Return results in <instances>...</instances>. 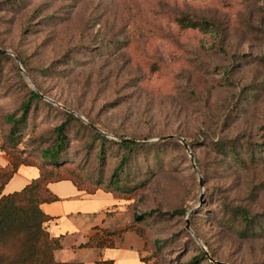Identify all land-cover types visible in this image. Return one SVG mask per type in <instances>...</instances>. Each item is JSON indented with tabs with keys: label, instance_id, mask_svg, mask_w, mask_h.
I'll use <instances>...</instances> for the list:
<instances>
[{
	"label": "rangeland",
	"instance_id": "1",
	"mask_svg": "<svg viewBox=\"0 0 264 264\" xmlns=\"http://www.w3.org/2000/svg\"><path fill=\"white\" fill-rule=\"evenodd\" d=\"M185 13L216 25L184 28ZM0 47V141L19 160L57 140L64 106L81 122L66 125L63 163L92 185L109 186L124 155L113 140H146L118 199L121 225L144 216L146 254L188 264L194 232L218 260L264 264V0H0ZM32 90L52 101L33 99L13 139L8 117ZM239 207L263 229L244 232Z\"/></svg>",
	"mask_w": 264,
	"mask_h": 264
},
{
	"label": "trees",
	"instance_id": "2",
	"mask_svg": "<svg viewBox=\"0 0 264 264\" xmlns=\"http://www.w3.org/2000/svg\"><path fill=\"white\" fill-rule=\"evenodd\" d=\"M178 22L184 28H198L202 31H207L213 25H216L213 20L192 18L187 13L182 14ZM4 56H7V54L0 50V58ZM35 98L44 97L32 90L30 97L24 103L23 114L18 119L13 116L8 117L13 124L10 130L11 138L14 139L19 133L17 124L25 121L30 104ZM64 112L67 115L66 121L55 128V133L58 135L57 140L50 148L43 150L40 156H31L30 158L19 160L18 153L13 151V146H8L6 149L5 140L2 139L0 141V151L11 156L9 164L4 168H0V264H84L83 262L74 261L61 262L55 259L54 252L62 247V236H53L50 233L47 222L51 217L42 210L41 205L57 201L59 197L50 191L48 185L52 182L70 180L79 190L89 194L103 190L113 194L117 199H126L124 197L126 190L122 183L126 165L138 148L145 149L151 146L146 140H138L140 142L113 140L104 136L102 132L97 131L93 127H88L97 138L113 140L114 143L119 144L124 150V155L109 179V186L104 185L102 182L92 185L81 179L80 169L69 167L66 163H63L65 162L64 151L68 143V136L65 134V130L68 129L66 125L73 120L81 122L73 112L68 110ZM91 124L95 125L94 123ZM122 136L137 140L128 135ZM167 140L161 141L165 142ZM21 165L37 167L39 169V177L19 191L1 194L2 187L12 178ZM237 210L241 212L244 232L252 231L253 233L257 230V227L263 229L257 216H251L244 207H239ZM174 213L184 214L185 210L177 209L167 212V214ZM143 219L144 216L135 214L134 220L132 219L128 224L112 228H97V231L82 246L89 248L113 247L115 239H123L129 231H135L140 236L145 237V230L138 224ZM197 248L199 253L188 264H199L200 259H209L202 247L197 245ZM208 252L210 253L209 250ZM210 255L214 257L211 253ZM141 260L152 262L153 264H162L155 258V254L142 256ZM210 263L217 264L213 261ZM98 264H114V260H101Z\"/></svg>",
	"mask_w": 264,
	"mask_h": 264
},
{
	"label": "crops",
	"instance_id": "3",
	"mask_svg": "<svg viewBox=\"0 0 264 264\" xmlns=\"http://www.w3.org/2000/svg\"><path fill=\"white\" fill-rule=\"evenodd\" d=\"M10 162L8 156L0 151V168ZM39 177L35 166L21 165L12 178L2 187L1 194L19 191ZM50 191L59 199L43 203L42 210L51 217L47 222L53 236H62V248L56 251L60 261L98 264L101 260H114V264H153L144 262L146 240L135 231H129L123 239H115L113 247H83L97 228H112L123 223L124 208L111 193L98 190L89 194L79 190L72 181L62 180L48 185ZM126 223V222H124Z\"/></svg>",
	"mask_w": 264,
	"mask_h": 264
},
{
	"label": "water",
	"instance_id": "4",
	"mask_svg": "<svg viewBox=\"0 0 264 264\" xmlns=\"http://www.w3.org/2000/svg\"><path fill=\"white\" fill-rule=\"evenodd\" d=\"M0 50H1L3 53H10V51H8V50H6V49H3V48H1V47H0ZM15 57H16V60L19 61V57H18L17 55H15ZM21 68H22V67H21ZM37 93H39V92H37ZM39 94H40L42 97H44V98H46V99H49V98L45 97L43 94H41V93H39ZM49 100H51V99H49ZM51 101H52V100H51ZM55 103H56V102H55ZM59 105H60V104H59ZM64 108H65L66 110L70 111V112L76 113L74 110H72V109H70V108H68V107H65V106H64ZM80 117H81L83 120H86L84 117H82V116H80ZM88 123H89V122H88ZM89 125H90L91 127H93L94 129H96L97 131L102 132L103 134L106 135V133H105L104 131H102L100 128H98L97 126H95V125H93V124H91V123H89ZM167 139H178L179 141H181V142L184 144L185 148L189 151V144H188V142H187L183 137L176 136V135H165V136H162V137L159 138V140H167ZM120 140L133 141V142H140V141H138V140H134V139L126 138V137H120ZM191 161H192L193 167H194L195 169H197V165H196V163H195V159H194V157H193L192 155H191ZM200 185H201V186L203 185V178H202V177H200ZM186 228H187L189 231H192V230H191V227H190L189 219H187V225H186ZM193 235H194L195 239L198 241V243H200V244L202 245L203 250L206 252L207 256L209 257V259H210L211 261H213V262H215V263H217V264H230V263H228V262H224V261H221V260H218V259L212 257V256L210 255V253L208 252V250L206 249V247L202 244L200 238H199L194 232H193Z\"/></svg>",
	"mask_w": 264,
	"mask_h": 264
}]
</instances>
